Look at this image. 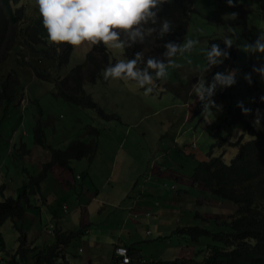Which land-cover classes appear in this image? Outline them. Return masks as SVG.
<instances>
[{
	"label": "rangeland",
	"instance_id": "rangeland-1",
	"mask_svg": "<svg viewBox=\"0 0 264 264\" xmlns=\"http://www.w3.org/2000/svg\"><path fill=\"white\" fill-rule=\"evenodd\" d=\"M23 2L25 1L23 0ZM235 3L231 5L234 8H230L228 0H195L193 10L189 13L186 33L178 47L183 46L189 40H196L198 43L190 52H186L183 55L177 53L171 58L180 64L181 67L169 68L168 76L163 80L158 81L154 78L153 85L145 86V88L152 87L153 89L148 95L144 94L145 88H139L136 86L137 84L135 85L132 82L125 84L122 80L112 81L109 79L105 81L99 79L95 83H86L84 85L85 91L91 95L93 100L106 113L112 112L119 114L128 122L125 124L116 123L122 127L123 132L126 131L128 133L125 148L129 150L127 164L132 169L146 168L151 161H171V156L164 151V148H167L166 145L161 143V140L164 138L163 130L165 129L169 130L172 134H177L180 144L189 143L191 140L195 141L197 147L207 153V158H209V153H211V156L222 155L225 163H229L236 154L237 148L234 147V142L239 137H243L242 142L253 138L244 133H236L237 128L227 126L223 123V120H220L223 118L225 106H234L237 103H242L244 109L252 110L245 117L253 125L256 119V112L253 108L255 99L254 86L262 88V97H264V52L256 49L257 42L264 45V39H261L262 34H264V0H237ZM34 5L38 14L39 10L35 2ZM232 13L237 14L235 18H232ZM226 39H230L232 44L227 45L225 43ZM16 44L17 49L25 52V55L18 54V58L23 62L22 64L17 62L14 57V47ZM213 45H217L222 53L219 57H213L214 60L218 61L217 63H212L208 59V53L211 52ZM245 45L249 47L247 52L243 50ZM92 47L93 45L89 42H84L76 48L71 45V55L68 63L59 69V71H56L50 62H47L32 50L31 43L16 42L11 47L14 52L3 63L1 71L6 73L10 66H14L20 74L18 85L21 84L23 86L19 99V110L12 107L10 108V112L23 115L33 113L35 114L34 117L43 116L48 119L51 117L45 115V107L50 106L51 112L63 115L61 119L63 121H75L80 124L88 121L94 128L99 131L101 130L102 153L96 167L98 179H101L107 172L109 160L115 152L111 131L114 129V120H105L94 109L86 106L77 107L75 109V115L72 116L69 114L68 108L62 105V100L60 105H56L58 98H54L52 94L55 92L53 90L57 79L51 78L47 81L36 77L29 64L31 60L36 67L51 72L54 77H63L72 67L81 64L85 60L88 51L98 50H93ZM106 49L109 56H113L117 60L125 59L123 49ZM50 53L52 54V51ZM225 60L228 61V65L225 73H222L221 76L226 77L232 74L234 83L230 86H225L218 81L215 90L211 93L207 101L211 112L205 113L204 119L199 115H194L190 120H185L184 122L179 121L170 126L167 123L168 116L172 111L176 110L172 104L176 101L183 104L188 85L190 84L191 88L193 87L195 90V86H198L201 81H204L214 67ZM168 61L165 63L166 65ZM107 65L110 64L108 63ZM183 78L186 79L184 80ZM12 83L13 81H5V84L0 86V91H3L4 88L9 87ZM30 98H39L40 105H37L35 102H30ZM188 103H192L191 100ZM184 109L186 107L182 106L181 111L183 112ZM1 112L0 107V114ZM107 123L110 125L111 130L107 128ZM254 128L256 131H260L263 128L262 122L260 121L259 129ZM227 132L230 133L228 134ZM219 137L223 139L220 140ZM210 146L212 147V152H208ZM180 154L182 155V153ZM162 155L165 156L161 157ZM19 156L15 151L13 153L11 152L8 158L14 163L15 159L18 160L20 158ZM3 160L0 159V201L13 194V191L21 184L14 185V183L18 182L23 175L21 169L16 166L14 167V165L13 167L9 166L8 163L6 166ZM45 193L46 191L41 187L36 192L35 197L37 201L42 202L41 197ZM201 203L202 205L205 204L203 212L217 211L221 213L218 214L221 218L235 212V209L231 208L232 204L228 202L225 203L229 204V206L215 202L214 206L218 208L211 207L209 200H203ZM200 218L204 223L208 219ZM17 219L20 221L19 218ZM147 219L148 222H145L144 219L136 218V221L140 222L136 230L139 240L134 244L139 246L137 251H142V257L147 260L150 257L158 256L156 252L162 253L160 256L165 255L169 258L175 256V246H173L175 241L169 243L166 239L158 238L154 222L150 218ZM205 226L212 229L208 223ZM171 230L172 227L165 229L164 234H167V238L171 237ZM0 233L4 242L3 246L0 245V264H5L12 252L18 247L20 236L14 228L11 218H8L0 227ZM51 235L54 240L52 243H49V246H45L48 251L47 253L58 251L55 246L56 242H54L55 232ZM126 238L130 239L129 236H126ZM207 239V237H202L200 243L198 242L196 246L204 249L203 242ZM164 241H167V243ZM28 242L30 244L29 239ZM192 249L196 250V248L186 247V250L192 251ZM69 252V260L73 263L80 264L82 253L72 255V246L69 247ZM204 254L205 251L199 256V259Z\"/></svg>",
	"mask_w": 264,
	"mask_h": 264
},
{
	"label": "trees",
	"instance_id": "trees-1",
	"mask_svg": "<svg viewBox=\"0 0 264 264\" xmlns=\"http://www.w3.org/2000/svg\"><path fill=\"white\" fill-rule=\"evenodd\" d=\"M24 1L0 0V86H3L5 81H13L9 87L0 91L1 111L2 108H10L19 95L20 74L18 69L10 66L6 73L1 71L3 63L14 52L11 48L13 43H31L32 50L50 62L56 71L68 63L71 55L70 44L48 43V33L43 27L42 17L39 12L37 14L36 7L34 8L35 0ZM22 2L23 4H21ZM194 3L195 0H165L158 4L151 10L156 13V23L153 24L149 20L147 24L142 22L140 25L145 30L155 29L151 35L145 34L143 41L137 38L135 42H132L123 30L114 29L119 32L120 39L129 45L123 49L125 60L134 59L139 53L141 56L137 63L139 69L146 67L148 59L165 64L169 60L165 55L167 52L165 46L171 43L178 47L187 30L189 13L193 10ZM164 20L170 21V27L169 31L161 36L160 28ZM17 44L14 47V57L17 62L22 64L18 54L25 55V52L17 49ZM92 49L98 50L88 51L85 60L72 67L63 77H54L51 72L36 67L31 60L29 64L36 77L47 81L51 78L57 79L53 90L55 92L52 95L72 107L71 110L68 109L72 116L75 115L77 107L86 106L94 109L105 120L118 119L116 113H106L84 89L86 83H95L102 76L103 69L114 66L118 61L108 55L103 42L93 46ZM108 63L110 65H107ZM227 64V60L222 61L210 74L206 83L208 94L211 95L214 91L218 82L216 76H221ZM148 71L155 78V72L151 69ZM254 89L253 108L255 112L259 109V120L262 122L263 128L260 131L255 130L250 120L245 117L242 103L225 106L223 117L225 123L231 126L241 124L245 133L253 138L245 143L241 142V138L236 142L238 150L228 164L224 162L222 155L211 156L209 153L208 160L198 162V166L192 173L195 179L206 185L215 199L233 204L236 207L235 213L226 216L227 218H221L217 214L209 217L206 223L212 229L204 224L177 227L174 233L179 235V240L183 241L187 247L196 248L190 257L155 259L157 258L155 256L150 261L141 259V263L138 264H264V102L261 100L262 88L254 86ZM32 101L40 105L39 98ZM241 104L242 107L238 106ZM204 106V104L199 105L198 110H204ZM3 117H0V122ZM33 138L39 143L44 142L43 130L39 125L35 127V137L33 136ZM96 141V138L89 141L90 143L73 139L69 142L66 150L55 148L51 150L53 160L67 169H72L70 165L73 160L92 159ZM47 166L49 167V165ZM47 172L48 169L43 165L38 174H26L28 181L19 187L17 196H9L0 201V227L8 218H11L13 226L20 236L18 247L5 264H75L68 261L65 256L68 251L64 250L82 235L83 228L66 231L55 228L53 231L56 234L54 242H56L55 246L58 251L54 253H47L45 246H49V244L33 245L32 242L30 244L28 242L27 227L22 218L26 207L29 206V195H35L40 189V184L47 176ZM202 237L208 238L203 242L204 249L196 246ZM0 245H4L1 233ZM204 251L205 254L199 261V256ZM132 259L131 256L129 264H133Z\"/></svg>",
	"mask_w": 264,
	"mask_h": 264
},
{
	"label": "crops",
	"instance_id": "crops-1",
	"mask_svg": "<svg viewBox=\"0 0 264 264\" xmlns=\"http://www.w3.org/2000/svg\"><path fill=\"white\" fill-rule=\"evenodd\" d=\"M218 65L202 81L203 99L189 84L186 88V97L184 100L181 98L184 103L176 101L172 104L176 110L168 116L167 123L170 126L179 121L190 120L194 115L204 119L205 113L202 114L204 110H198V106L207 105L210 94L207 92L206 83ZM129 82L137 84L135 81ZM190 100L192 103H188ZM60 102L61 99H57L56 105H60ZM62 105L69 110L72 109L64 102ZM182 106L186 107L183 112ZM10 108H2L0 114V117L4 116L0 122V159H4L6 166L7 163L12 167L14 165L23 173L18 182L14 183V185L21 184L13 191L11 197L17 196L19 187L26 181V174H38L43 165L48 169L47 176L40 185V189L43 187L46 191L41 197L42 202L37 201L36 194L29 195V206L26 207L22 218L27 227V238L34 243L33 245L52 243L54 239L51 234L55 228L64 231L83 228L82 235L64 250L69 252V247L72 246V255L82 253L80 264H113L115 259H118L114 255V249L121 245L128 248L130 253L128 256L130 259L131 256L133 257V264H138L145 258L142 257V251H137L139 246L134 245L139 240L136 230L140 222L136 221V218L144 219L145 222L150 218L154 222L158 238L166 239L169 243L175 241L173 245L175 256L170 258L190 257L194 250H186L187 246L179 240V235L174 233L175 229L188 225H206L200 217L208 218L214 214H221L217 211L203 212L205 207V204L201 203L203 200H209L211 207L215 202L227 204L225 201L215 199L206 185L192 176L198 162L208 159L207 153L201 151L195 141L180 144L178 135L165 129L161 143L166 145L164 151L171 156V161H151L147 169L143 167L132 169L127 164L129 150L125 148L128 133L123 132L122 127L116 123L128 122L117 114L118 119L113 121V130L107 123V128L112 131L115 152L109 160L107 172L98 179L96 167L102 153L101 130L94 128L88 121L81 124L75 121H63L61 120L63 115L51 112L50 106L45 107V115L52 119L43 116L34 117L33 113L23 115L10 112ZM220 120H223L225 125L231 126L225 123L224 118ZM37 125L43 130V143L33 138ZM232 127L237 128L236 133L248 135L241 124ZM95 138L96 147L91 160L87 158L73 160L70 165L72 169H67L53 160L51 152L53 148L66 150L73 139L90 143L89 141ZM240 138L242 142L243 137H239L234 142L237 150L236 142ZM219 139L223 138L219 137ZM211 146L208 152H212ZM15 151L20 158L12 163L8 157ZM231 206L236 211V207L233 204ZM147 212L149 215L146 214ZM169 227H172L171 237L167 238V234L164 233ZM156 254L158 256L155 259H170L165 255L160 256L162 255L160 252ZM65 256L70 261V254L66 253ZM151 259L154 258L150 257L148 261ZM201 259L202 257L199 261Z\"/></svg>",
	"mask_w": 264,
	"mask_h": 264
},
{
	"label": "clouds",
	"instance_id": "clouds-1",
	"mask_svg": "<svg viewBox=\"0 0 264 264\" xmlns=\"http://www.w3.org/2000/svg\"><path fill=\"white\" fill-rule=\"evenodd\" d=\"M236 1L237 0H228V3L231 6L232 4H236ZM163 2H165V0H35V4L42 17L43 27L48 33L49 44L60 45L62 43H67L76 48L81 46L84 42H89L93 46L103 42L106 48L111 49H124L129 46L125 41L120 39L119 32L114 31V29L123 30L128 35V39L132 42H135L137 38L143 41L145 34L151 35L155 29L148 28L145 30L142 29L140 25L142 22L147 24L149 20L155 24L156 13L151 10ZM236 15V13L231 14L232 18H235ZM169 27L170 21L164 20L160 28V35L162 36L164 33L168 32ZM261 39H264V34H262ZM197 43L198 41L196 40H189L180 47L171 43L167 44L165 46L167 48L165 55L169 58L167 65L153 59H148L146 67L144 69H139L137 67V63L141 59L139 53L136 54L134 59L118 60L114 66L103 69L101 71L102 76L97 80H122L125 84L129 81H135L137 82V87L145 88L146 85L154 84V78L149 74V69L155 72L156 80L165 79L168 76L169 68L181 67L180 64L176 63V61L171 58L177 53L183 55L186 52H190ZM225 43L231 45L232 41L226 39ZM256 49L260 52H264V45L257 42ZM243 50L247 52L249 47L245 45ZM223 54L227 55L226 53ZM221 55L222 53L218 46L213 45L211 52L208 53V59L212 61V63H217L218 61L214 60L213 57H219ZM225 71L226 67L223 74ZM216 80L225 86H230L234 83L232 74L226 77L217 75ZM22 88L23 86L20 84L19 95L11 106L16 110H19V99L22 94ZM195 88L197 93L200 94L201 99H203L201 92L203 82L201 81ZM152 91V87L145 88L144 94L148 95ZM33 99L37 98H30V102H34L32 101ZM261 100L264 101V97H261ZM238 106L242 107V104ZM243 111L245 115H247L252 110L243 109ZM208 112H211L210 107L209 105H205L202 114ZM253 126L259 129V109L256 110V119L253 122ZM121 247L125 246L121 245ZM115 249V256L117 254L126 253L125 249H117L116 254ZM130 261L129 259L127 263V257H125V264H129Z\"/></svg>",
	"mask_w": 264,
	"mask_h": 264
},
{
	"label": "built area",
	"instance_id": "built-area-1",
	"mask_svg": "<svg viewBox=\"0 0 264 264\" xmlns=\"http://www.w3.org/2000/svg\"><path fill=\"white\" fill-rule=\"evenodd\" d=\"M147 215H149V212L146 213ZM117 249H125L126 250V253L125 254H120L118 255L117 254ZM115 252H116V257H118V259H115L114 263L113 264H125V257H127V263L129 262V256H128V251H127V248L126 247H121V246H118L116 247L115 249Z\"/></svg>",
	"mask_w": 264,
	"mask_h": 264
}]
</instances>
